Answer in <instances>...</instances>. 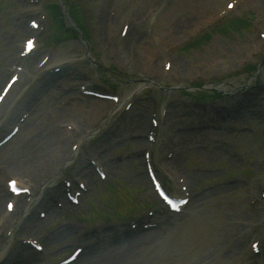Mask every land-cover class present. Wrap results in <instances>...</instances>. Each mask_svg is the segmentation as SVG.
Listing matches in <instances>:
<instances>
[{"label": "rangeland", "instance_id": "1", "mask_svg": "<svg viewBox=\"0 0 264 264\" xmlns=\"http://www.w3.org/2000/svg\"><path fill=\"white\" fill-rule=\"evenodd\" d=\"M53 1L58 0H37L38 11L47 13ZM65 1L78 3L90 53L101 67L84 57L77 35L67 29L58 37L47 19L38 51L19 58L31 33L33 6L28 0H0V88L14 64L25 66L0 104L5 113L0 135L20 124L0 151V220L13 221L0 232V264H58L77 246L83 250L70 264H92L112 254H124L118 264H264V61L258 68L264 56V0H239L232 10L225 7L228 0ZM125 21L136 36L129 35L128 43L116 40ZM41 49L83 67L81 78L108 86L119 95L118 106L102 109L100 101L78 90L72 75L55 78L35 69ZM258 81L263 85L256 86ZM206 82H223L232 95L222 92L213 103L196 105L192 98H211L213 88H190L191 94L168 88ZM239 86L247 87L244 93ZM66 100L72 104L60 109ZM40 127L53 134L66 157L20 197L26 205L16 201L6 215V202L19 198L2 193L7 180L21 172L12 167L29 169L44 154ZM30 147L32 155L22 157ZM145 149L177 194H183L180 178L201 174L181 212L169 211L155 194L141 154ZM175 150L179 156L171 154ZM8 151L23 161H11ZM92 159L105 170V179ZM65 178L73 193L81 189L79 203L60 188ZM251 238L260 240L258 251ZM25 239L40 242L43 250Z\"/></svg>", "mask_w": 264, "mask_h": 264}, {"label": "bare ground", "instance_id": "2", "mask_svg": "<svg viewBox=\"0 0 264 264\" xmlns=\"http://www.w3.org/2000/svg\"><path fill=\"white\" fill-rule=\"evenodd\" d=\"M130 32L131 31H130V28H129V30H128L129 34L127 33V35H126V42L127 43L130 41V39H131L130 37H133L132 34H130ZM129 35H130V37H129ZM133 39H134V37H133ZM220 85H222L223 87H226L225 83H221ZM99 110L100 109L97 107L96 108V112H98ZM104 112H105V110H102L101 113L98 116H101ZM40 129H41L40 132H42L43 134L46 135L39 142L40 145L44 144V149H43L44 150V154H43V156H40V158L38 156V161L37 162L35 160H33V162L29 166V169H25V165H23V167H22V165H21V167L19 165L18 166L14 165L12 167L13 170H20L21 171V172H18V173H22V175L24 176V177L21 178V181L23 183L28 184V185H32V183L34 182L33 184L36 186V183H38V181H40V180L42 181L43 180V176L44 175L45 176L47 174L50 175L57 168V165L60 163V161H62V159L64 157V148L60 144H58L56 141H54L52 139L53 134L51 132H50V134L44 132L42 127H40ZM183 144L185 145L186 143L183 142ZM26 145L27 144H24L23 146H26ZM49 146L53 147V149L50 150ZM33 149H34V147H32V148L30 147L28 149V151L24 150L23 153H22L23 154L22 157H24V156L26 157L27 155L33 153ZM0 151H1V149H0ZM177 153L178 152L176 151L175 152V156H179V153L178 154ZM8 156L10 157V159H12L11 161H14V162L17 161V159L22 160L21 157H18L17 159L11 158V153L9 151H8ZM18 175H20V174H18ZM22 175H20V176H22ZM200 176H201L200 173H195V174L191 173L190 176L189 175H188V177L186 176L187 177L186 181H187L188 186H191L193 184V182L195 180H197L198 177H200ZM2 193L4 195H7V194H9V191L7 189H2ZM8 222L11 224L9 216H7L6 219H5V223H8ZM10 224H8V226ZM123 256H124V254L123 255L122 254H117V255L112 254V256L103 257V258L99 259L98 261H96V263H92V264H118L119 260Z\"/></svg>", "mask_w": 264, "mask_h": 264}, {"label": "snow or ice", "instance_id": "3", "mask_svg": "<svg viewBox=\"0 0 264 264\" xmlns=\"http://www.w3.org/2000/svg\"><path fill=\"white\" fill-rule=\"evenodd\" d=\"M229 7H231V5H229ZM29 44H31V42L29 41ZM173 207H176V205L175 204H173Z\"/></svg>", "mask_w": 264, "mask_h": 264}]
</instances>
